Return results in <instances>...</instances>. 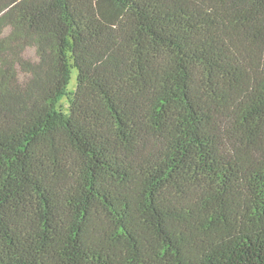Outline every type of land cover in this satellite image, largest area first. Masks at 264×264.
Returning <instances> with one entry per match:
<instances>
[{
  "label": "trees",
  "instance_id": "1",
  "mask_svg": "<svg viewBox=\"0 0 264 264\" xmlns=\"http://www.w3.org/2000/svg\"><path fill=\"white\" fill-rule=\"evenodd\" d=\"M0 264H264V0H0Z\"/></svg>",
  "mask_w": 264,
  "mask_h": 264
},
{
  "label": "rangeland",
  "instance_id": "2",
  "mask_svg": "<svg viewBox=\"0 0 264 264\" xmlns=\"http://www.w3.org/2000/svg\"><path fill=\"white\" fill-rule=\"evenodd\" d=\"M28 54L30 56L35 57V54H36L35 49L30 48ZM77 74H78V70L74 69L73 74H72V78H71V81H70V89H73L75 87L76 83H77ZM62 102L66 105L67 104L66 98H64L62 100Z\"/></svg>",
  "mask_w": 264,
  "mask_h": 264
}]
</instances>
